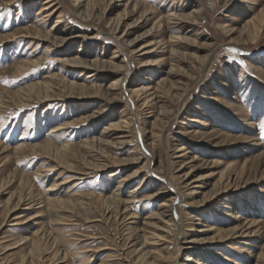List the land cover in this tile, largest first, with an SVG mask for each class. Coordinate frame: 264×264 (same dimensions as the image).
Listing matches in <instances>:
<instances>
[{
  "label": "rangeland",
  "instance_id": "1",
  "mask_svg": "<svg viewBox=\"0 0 264 264\" xmlns=\"http://www.w3.org/2000/svg\"><path fill=\"white\" fill-rule=\"evenodd\" d=\"M9 1L0 0V183L5 180L7 184L4 187V192L0 195L2 201H6L13 192L19 191L18 182L22 174L29 176L35 196L45 195L46 190L54 184L57 178V173H53L52 176L43 173V170L48 167L47 165L42 166L43 157L32 156L26 160L21 156L16 157L14 150L19 145H34L42 143L46 139L55 140L57 145L65 143L79 145L85 138L91 139L98 136L104 127L116 122L122 115L124 107L128 106L126 103L128 94L123 92L121 99L112 105L111 110L103 113L99 123L93 124L94 126L83 124L74 127L71 133L66 130L54 133L53 130L58 125L67 124L92 114L100 109L101 105L86 103L87 105L80 106L79 103L73 101L54 99L47 104L37 101L34 102L35 104L29 102L28 105L20 106L15 96V92L20 88L43 80L44 76L52 74L71 81L82 82L86 78V72L82 75L76 74L74 79L63 63V54L61 51H56L40 65L32 67L25 73L17 74L16 65L41 57L45 52L46 43H40L29 37L18 38L13 43L3 44L1 38L18 35L25 28L31 30L37 28L47 32L55 25L58 14L46 17L48 11L42 12L46 7L47 0H17L11 5H9ZM141 1L154 5L157 14L149 15L145 22L132 25L134 27L131 26L128 29L127 32L130 34L126 40L132 41L138 35L143 36L157 21L162 19L161 27L157 33L154 32L156 34L153 33L147 38H140L133 49L136 47L137 50L141 45L151 43L153 48H157L158 53L153 54L150 58L165 62L160 68L162 71L156 73L152 68L142 64L140 60L144 57L141 56V52L135 53L130 46L124 45L125 52L121 54V59H125L129 68L127 67L119 77L125 78L126 82L127 80L128 82H138V87H143L142 80L150 78L152 80L149 81V84L154 86L170 70V52L175 49H178L187 65L195 66L192 70L188 69L186 65L184 66L188 75L191 76V80L186 84L187 93L183 100L171 106L169 128L165 134V143H163L159 156L166 166V162L170 159V155L166 153V146L175 143L189 147L191 160L195 158L196 161L186 163L191 160H179L174 169H168L166 166L168 169L166 175L165 173H152L157 184L148 188L147 192L149 190L152 191L151 193L162 191L161 188L168 185L164 183L166 179H170L171 183L176 185L177 192L168 188L165 189V193H162V198L147 202L138 201L142 199L143 194H146L145 192L136 194L137 198L131 205L130 214L134 215L133 218L139 224H142L147 217L157 211L164 198L175 196L177 199L174 211L177 215L181 211L189 212L191 215H196L204 224H197L194 231L191 227L196 225L190 224L192 217L189 218L188 215L181 217L182 227L178 231L177 241L186 248L192 246L189 243L190 240L201 239L200 243L194 247L203 252L193 256V259L197 256V259L202 260L201 264H264V257L259 258L264 255V228L259 229L263 227L264 223V181L247 184L243 179L236 180L233 175L230 180L232 185L226 191L227 176L225 181L221 180L222 173L226 172L229 165L236 166L238 162L251 159L254 153L260 150L254 142H245L239 145L238 142H233L231 139L254 135L257 143L264 145V20L263 24L262 22L259 24L261 27L259 35L253 36L248 32L239 35L245 24L253 22L261 12H264V0ZM126 3L122 0H113L112 2L108 0L106 5L101 6V11H104L109 5L102 20L98 23L94 20L89 22L80 20L74 14L73 0H54L56 6H63L65 18L64 23L60 27H55L52 32L65 30L66 34L76 36L69 46L71 54L78 52L83 44L84 48L86 47L85 53H89L91 58L108 60L112 57V52L118 44L113 40L107 22L122 12ZM198 8L202 11V17L196 25L190 28L188 25L179 27L180 30L172 36H196L200 43L206 41L212 45L207 50L198 51L196 48L187 47L183 42H176L177 46L171 43L175 40L165 33L166 16L170 12L187 15ZM137 16L139 15L131 16L126 22L133 23ZM228 27L235 31L231 38L225 32ZM125 28L126 25L122 27L117 36H121ZM252 28L254 26H251L249 30ZM120 40L124 41L125 39L122 36ZM37 44H39L38 48ZM110 81L112 80L109 78H103L95 79L93 83L106 87ZM145 83L148 82L145 81ZM140 106L141 103L135 108L129 107L134 117L141 121L145 118L144 111L146 110ZM79 108L83 109L82 112L79 111L81 110ZM182 129H186L184 136L181 133ZM128 130L125 129L124 133L130 136L132 143L125 145L113 156L123 159L129 155L131 150H134L143 161L140 160V163L120 168V173L114 177L111 174L115 168H110L104 173L92 174L89 178L78 182L77 192L83 194L91 192L95 197L110 195L118 187V182L124 178L126 172L143 166L145 158L151 156V152L145 150L147 148L141 142L138 126L135 125ZM238 147L240 148L238 149ZM24 154H26L25 158L30 157V155L27 157L28 152ZM233 170L235 168L231 167L229 173ZM15 171L16 175L12 177L11 174ZM190 172L188 179L198 180L196 185L199 186V189L197 188L198 191L195 194H188V189L177 179V176H183ZM141 180L142 176L124 186L121 189L122 197L128 196ZM70 187V185L63 186L57 191L58 196L62 197V194L72 193ZM216 191L222 192L217 199L206 201ZM195 201L206 202L204 206L192 210L189 208V203ZM85 207L90 220L94 222L85 224L75 221L76 218H74L70 219L73 221H65L64 225L54 226L53 216L51 213L49 214L44 203L37 201L32 205L31 201H26L21 206L20 216L33 219H29V223L24 226H12L14 221L10 220L5 229L0 232V242L4 236L8 244L12 239H18L24 235L31 238L36 232L51 233L60 238L61 250L68 253V260L64 264H79L88 261L90 257L95 259L93 264H101L102 261L107 260H111L107 261L110 264L121 263L120 251L117 253L116 250L126 249L129 246L126 238V226L132 220L122 217L119 222H116L114 215H108V217L110 216L109 225L106 226L100 221H95L100 220V206L97 205V212L89 205H85ZM28 208L30 209L28 210ZM1 221L2 217H0ZM250 221L260 225L249 229L244 228L243 225ZM205 225L209 226V231L201 233ZM222 227L228 230L239 228L237 234L229 237L228 241L224 239L220 241L219 231L223 229ZM153 241L156 240H150V243L153 244ZM165 242L163 240L155 243L157 245L155 248L166 247L162 246ZM88 250L91 251L87 252ZM2 252L4 251L0 248V254ZM70 253H75V255L72 256ZM166 253L173 254L174 258H177V262L181 261L177 256V249L173 245L169 244L165 250L163 249L162 254L166 256ZM20 254L21 250L16 249L8 251L0 257L18 262Z\"/></svg>",
  "mask_w": 264,
  "mask_h": 264
},
{
  "label": "bare ground",
  "instance_id": "2",
  "mask_svg": "<svg viewBox=\"0 0 264 264\" xmlns=\"http://www.w3.org/2000/svg\"><path fill=\"white\" fill-rule=\"evenodd\" d=\"M107 1L108 0H73L74 14H76V16L82 21L89 22L94 20L99 23L100 20H102L103 14L108 10L109 5L106 6L104 11H101V6H103V4L106 5ZM109 1L112 2L113 0ZM122 1L127 2L124 5V10L118 13L114 18H110L109 22H107L113 40L118 44H116L117 46L112 52V57L108 60L97 57L94 59L91 58L89 53H85L86 47L84 48L83 44H81L80 47L82 48L78 52L71 54L69 46L76 39V36L73 34H66L67 31L65 30H56L55 32H52L55 27H60L61 24L64 23L65 18V10L63 6H56L54 0H47L45 9L43 11L41 10L43 13L44 11H48L46 17L58 14L55 25L51 30L44 32L37 28H33L32 30L25 28L18 35L15 34L1 38L3 44L13 43L18 38L29 37H32V39L37 40L40 43H46L45 52L41 57L32 61H23L16 65L17 74L25 73L32 69V67L40 65L43 61L50 58V56L56 51H61L63 54V63L67 66L68 72L73 75L74 79L76 74L80 73L82 75L86 72V78L82 82L71 81L62 78L57 74H52L44 76L43 80L26 85L15 92L17 103L20 106L26 105L29 102L35 104L37 101L38 103L47 104V102L54 99L73 101L79 103L80 106H84L86 103H98L101 105L100 109L92 112L90 115L80 117L76 120L73 119L74 121L67 124L58 125L53 130L54 133H58L62 130L71 133L73 132L72 128L74 127H79L83 124L93 125L99 123V119L103 117V113L111 110L112 105H114L117 100L121 99L123 92L128 94V101L126 102L128 106L124 107L122 115L116 122H112L104 127L98 136L91 139L85 138V140H82L79 145L75 146L67 143L57 145L55 140L53 141L50 139L29 146L24 144L19 145L14 150L16 157L21 156L24 160L29 159L32 156L43 157L44 160L42 166H48L47 169L43 170V173L51 176L53 173H57V178L54 181V184L46 190L45 195L41 196L39 194L38 196H35V191L30 183L29 176L27 174H22L18 182L19 191L17 193L13 192L6 201H2L0 197V217H2V221L0 222V232L5 229V226L10 220L11 222L14 221L12 226H24L29 223V219H33L27 217L21 218L20 216L21 206H23L26 201H31L32 205L37 201H39V203H44L49 210V214L51 213V216H53L52 223H54V226L64 225L65 221H73L70 219L74 218H76L75 221H81L85 224L94 222L90 220L85 205L94 208L95 212L98 210V205L101 209L100 220L95 221H100L106 226L109 225L108 223L111 215H114L116 222H119V219L122 217L127 220H132L129 225L126 226V238L129 246L126 249L120 248V250H116L117 253L120 251L119 256L122 260L119 264H201L202 260L197 259V256L194 257V259L192 258L198 253L203 252L196 250L194 247V245L196 246L200 243L201 239L199 240L195 238L190 240L189 243L192 246L185 248L177 241V234L182 227L181 217L183 215H188L189 218L192 217L190 224L196 225L191 227L194 231L196 230L195 228H197V224H204L200 222L201 219L196 215H191L189 212L186 213L185 211H181L180 214L177 215L174 211L177 197L172 196L168 199L164 198L163 203L160 204L157 211L147 217L142 224H139V222L133 218L134 215H131L129 211L132 203L137 198L136 194L145 192L146 194H143L142 199L138 201L147 202L162 198V193L166 192L165 189L170 188L173 192H177L178 190L176 185L171 183L170 179H166L164 183L168 184V187L163 186V188H161L162 191L156 193H151L152 191L150 190L147 192L148 188H152L157 184V181L154 179L155 176L151 175L152 173H165L166 175L167 170L170 168L174 169L175 164L179 160L183 161V159H189L190 161L192 158L190 156L189 147L175 143L166 146V153L170 155V159L166 162L168 169H166V166L163 164L159 155L162 152L163 143H165V134L169 128L171 106L183 100L187 93L186 84L191 80V76L188 75L184 66L186 65L190 70L194 69L195 66L193 64L187 65L184 57L178 52V49H175L170 52V70H168V72L165 73L166 76L159 79L154 86L149 84V81L152 80H150V78L142 80L143 87H138V82H128V80L126 82L125 78L119 77V75L128 67L125 59H121V54L125 52L123 46L127 45L133 49L140 38H147L152 36L154 32L157 33L159 27H161L162 20L160 19L157 21L143 36L138 35V37L132 41H129L128 39L126 40V37L130 34L127 32L128 29L131 28L132 25L145 22L149 15L157 14V9L154 5L145 4L141 0ZM9 2V5H11L16 3L17 0H10ZM54 6L56 7L53 8ZM201 14L202 11L200 8L187 15L170 12L165 19V33H168L170 38L175 40L171 43H174L177 46L178 44H176V42H183L187 47L196 48L198 51L207 50L212 44H209L206 41L200 43L196 36H172L176 31L180 30L179 27L188 25V28H190L196 25L202 17ZM136 15L139 16H137L133 23L126 22L131 16ZM263 20L264 12H261L258 18L253 22L244 25L243 30L239 32V35L245 32H248L253 36L259 35L261 33V27L259 24L261 22L263 24ZM124 25H126V28L123 34L117 36ZM251 26H254V28L249 30ZM225 32L230 38L235 33V31L229 27L226 28ZM122 36L123 39H125L124 41L120 40ZM38 47L39 44H37V48ZM135 48L133 51L135 53L141 52V56L144 57L140 60L144 66L152 68L156 73L162 71L160 68L165 61L150 58L153 54L158 53L157 48H153V44L147 43L146 45H141L137 50ZM103 78H109L112 81H110V84L106 87L93 83L95 79ZM145 81L148 83L144 84ZM116 91L119 92L117 93ZM140 103V107L143 110H146L144 111L145 118L141 121L137 120L130 110V107L135 108ZM82 110L83 109L79 111L82 112ZM135 125L138 126L140 130L139 136L141 142L147 148L145 150L151 152V156L145 158L143 166L134 171L126 172L124 178L118 182V187L112 191L110 195L95 197L91 192H88L87 194L77 192L76 189L79 187L78 182L89 178L92 174L104 173L110 168H115L111 174V176L114 177L120 173V168L140 163V160L143 161L134 150H131L129 155L123 159L113 156L115 152L123 149L125 145L132 143L130 136L126 135L124 132L125 129L129 131L128 129H132ZM181 133L184 136V134H186V129H182ZM231 141L238 142L239 145L245 142H254L260 150L254 153V156L251 159L238 162L236 166L229 165L226 172L222 173V181H225L224 179L227 176L225 185L227 188L226 191H228L232 185L230 180L233 178V175H235L236 180L243 179L247 184L255 183L260 180L264 181L263 143H257V139L254 135L249 137H236L231 139ZM239 148L240 147H238V149ZM25 152H28L27 157L28 155H30V157L25 158ZM194 161H196L195 158L186 163H193ZM231 167L235 168V170L229 173ZM190 174L191 172L186 173L183 176H177V179L184 184L186 189H188V194H195L197 193L196 191H198L197 188L199 189V186L196 185V181L198 180H189L188 176ZM11 175L14 177L16 171ZM140 176H142V180L139 185L136 186L128 196L122 197L121 189L132 181L138 179ZM227 180L229 181L227 182ZM6 185L5 180L0 183V195L4 192V187ZM65 185H70V189L73 192L70 194H62L63 196L59 197L57 191ZM221 193V191L213 192V195H210V198L206 201H214ZM206 201L189 203V208L197 210L200 206H204ZM29 209L30 208H28V210ZM108 215L110 216L108 217ZM257 225L260 224L250 221L247 222L246 225H243V227L249 229ZM238 228L239 227H235L230 230L224 228L221 229L219 231V240L221 241L224 239L228 241L229 237L237 234ZM261 228H264V223L263 227H260L259 229ZM206 231H209V226L207 225H205V228L201 233H205ZM185 236L186 235L184 234V237ZM4 237H2L0 242V248L4 251L2 254L16 249H20L21 254L18 262L10 261L9 258L2 259L0 257V264H64L68 260V253L61 250L62 242L60 241V238L51 233L41 234L36 232L31 238L24 235L18 239H12L8 244ZM150 240L156 241H153L154 243L152 244L150 243ZM163 240L166 242L162 246L167 247L171 244L177 249V256L181 259L180 262H177V258H174L173 254L166 253V256L162 254L163 249L165 250L166 247L161 249L155 248L157 246L155 243ZM89 251L91 250H88L87 252ZM2 254H0V256H2ZM71 255L73 256L75 253H72ZM263 257L264 255H261L259 258L262 259ZM107 261H102L101 264H110L107 263ZM94 262L95 259L90 257L88 261L79 264H93Z\"/></svg>",
  "mask_w": 264,
  "mask_h": 264
}]
</instances>
